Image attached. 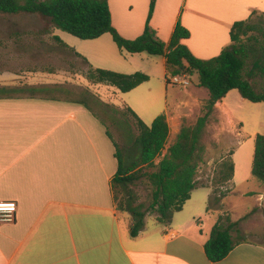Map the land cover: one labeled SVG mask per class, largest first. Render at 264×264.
Returning a JSON list of instances; mask_svg holds the SVG:
<instances>
[{"label":"crops","instance_id":"0c3cea01","mask_svg":"<svg viewBox=\"0 0 264 264\" xmlns=\"http://www.w3.org/2000/svg\"><path fill=\"white\" fill-rule=\"evenodd\" d=\"M109 7L112 24L122 37L134 40L143 34L150 0H109ZM254 11L264 15V0H157L150 25L161 40L169 42L180 22L190 31V38L183 43L195 57L209 60L231 44L232 26L247 20ZM55 30L59 29L41 33L48 34L64 55L79 60L81 69L86 66L88 72V59L58 37L67 46L62 47L55 40ZM7 35L0 50V202H16L18 210L13 222L0 223V264H264V243L250 240L237 245L222 261L208 259L205 243L230 212L224 199L216 200L208 184L193 191L169 224L154 220L156 226L148 227L145 223L138 236L132 237L131 227L122 223L114 201L112 180L119 164L117 140L110 126L79 95L52 92L63 84L45 83V78L60 71L50 65L35 68L38 62L44 65L45 60L50 61L48 51L20 43L28 34ZM104 37L106 34L88 41L99 43ZM105 43L110 45L108 40ZM163 64L166 71L165 57ZM234 91L217 104L221 122L228 119L231 126L240 121L233 117L229 98L245 103ZM89 92L87 96L99 100L103 110L112 115L108 108L112 105L97 97L96 91ZM208 98L209 92L205 99L194 97L175 111L164 108L168 141L173 138L168 148L185 121L194 123L190 111L200 112ZM254 105L264 107V103ZM126 113L136 122L129 111ZM260 113L253 115L254 120L264 121ZM120 126L124 133L131 132L132 126L128 129L125 121ZM257 134L254 131L248 140ZM251 168L250 157L248 173L238 181L235 164L234 178L227 185L236 187L241 180L249 183ZM197 190L205 192L194 200ZM220 209L224 213L216 212Z\"/></svg>","mask_w":264,"mask_h":264},{"label":"trees","instance_id":"16d2710c","mask_svg":"<svg viewBox=\"0 0 264 264\" xmlns=\"http://www.w3.org/2000/svg\"><path fill=\"white\" fill-rule=\"evenodd\" d=\"M156 1L150 0L145 30L134 40L122 37L113 26L109 0H0V14H38L48 21V26L81 40H94L111 34L121 52L165 57L168 84L171 76H199L198 86L209 92L204 112L195 123L184 122L174 144L158 164L156 161L162 156L169 138L166 114H161L148 126L129 108L128 111L136 119L139 134L132 141L131 148L125 151L115 143L119 167L112 180L113 189L116 186L126 188L146 179L152 188L148 212L155 215L157 223L167 225L174 214L183 210L200 185L199 169L205 162L209 127L217 121V104L233 90L251 103H264V88L258 89L253 82L257 75L264 79V15L254 11L247 20L236 22L230 32L231 44L219 56L202 60L183 43L190 38V31L180 22L169 42L157 36L150 25ZM55 40L67 48L58 37ZM89 72L91 80L116 87L122 93H129L150 80L142 72L132 75L104 69ZM108 135L112 139L111 134ZM254 141L249 183L256 182L258 191L248 194L252 197L264 195V135L257 134ZM233 155L231 151L228 157L221 160L214 186H225L233 180ZM214 193L217 201L222 200L224 194L220 189H215ZM130 211L135 216L131 235L136 237L145 226L146 213L131 207ZM227 221L228 225L220 221L205 243V253L211 262L222 261L237 245L249 241L240 235L235 239L233 232L238 222Z\"/></svg>","mask_w":264,"mask_h":264},{"label":"rangeland","instance_id":"374dc122","mask_svg":"<svg viewBox=\"0 0 264 264\" xmlns=\"http://www.w3.org/2000/svg\"><path fill=\"white\" fill-rule=\"evenodd\" d=\"M28 18L29 20H27ZM17 19L19 23H16ZM47 22L38 14H0V50L7 34L14 35L16 32L28 34L27 39L20 38V43H25L30 48L34 47L37 51L46 50L51 58L50 61L45 60L44 65L38 62L35 68L41 70L42 66L50 65L53 69L60 71L58 74H51L45 78V83L63 84L60 88L56 89L54 87L55 89L52 92H60L70 96L79 95L84 103L92 107L108 123L110 130L115 135L117 145L122 151L130 149L132 141L139 134L135 120L126 113L129 108L145 124L151 126L153 121L163 114L164 108L175 111L180 109L183 102L191 101L194 97L200 99L208 97V91L198 86L197 75L191 76L192 83L187 88L168 84L163 57L148 54L122 56L111 34H106V37L97 43L96 41L81 40L62 30H55V36L88 59L90 70L104 69L127 75L142 72L150 77L148 82L129 93H122L117 88L105 83L97 84L89 78L90 70L87 72L86 66L85 69H81L79 60L72 58L70 55L69 57L64 55L60 51L61 47L48 34L41 33L43 29L46 32L53 29V27L48 28ZM105 40H108L110 45L105 43ZM38 56H41L40 53H38ZM52 59L55 60L52 61ZM252 63L253 61L249 65L251 66ZM79 70H82L83 74H79ZM63 71L76 74L67 76L62 73ZM253 82L258 89L264 88V79L259 75L254 78ZM87 90L96 91L97 97L111 104L112 106H108V108L112 115L103 110L99 100L89 98L87 95L90 92ZM234 92L239 94L238 91ZM239 96L245 102L244 104L235 102L232 97L229 98V102L233 117L238 119L240 123L231 126L228 119L222 123L218 110L217 121L209 127L210 135L206 143L205 162L200 166L198 178H200V184L212 185L214 190L220 189L223 192L222 199H224L226 207L230 210L229 216L224 217V224L228 225L227 220L238 222L233 232L235 239H238V235H240L245 236L247 240L264 243V195L254 197L248 195L251 191L257 190V183H245L246 180H241L236 187L232 188L229 185L221 187L213 185L221 160L228 157L231 151L234 152L233 159L237 166V180L244 173L247 174L250 157L251 163L253 159L252 149L254 151L255 146L254 138L250 141L248 138L254 131L264 135V121H260V119L256 121L253 116L259 112H262L260 114L263 116L264 107H256L254 103L242 99L240 94ZM204 105L205 103L201 106L200 112L199 109L190 111L192 122L195 123L197 118L203 114ZM109 118L114 119L110 120ZM124 121L128 129L132 126L130 133H124L120 129L122 128L120 123H124ZM241 123L243 126L240 125ZM120 130L123 133H118ZM172 141L173 138L170 137L162 155L166 154L168 145ZM151 192L152 188L146 179L138 180L126 188L116 186L113 189L115 205L123 224L131 227L135 221V216L130 211L131 207L146 213L145 223L148 227L156 226L154 225L155 215L148 212ZM203 192L205 191L197 190L194 193V200H196L198 194H203ZM213 202L214 199H211L212 204ZM213 207H215V204H213ZM216 212L218 214L224 213L222 209Z\"/></svg>","mask_w":264,"mask_h":264},{"label":"built area","instance_id":"2783aa9c","mask_svg":"<svg viewBox=\"0 0 264 264\" xmlns=\"http://www.w3.org/2000/svg\"><path fill=\"white\" fill-rule=\"evenodd\" d=\"M169 84L185 88L190 85V81L186 75H177L169 78ZM17 210L16 202H0V223L13 222Z\"/></svg>","mask_w":264,"mask_h":264}]
</instances>
